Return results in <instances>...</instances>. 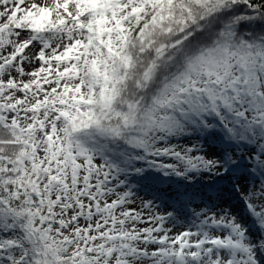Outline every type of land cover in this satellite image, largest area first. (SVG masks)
I'll return each mask as SVG.
<instances>
[{
	"label": "snow or ice",
	"instance_id": "snow-or-ice-1",
	"mask_svg": "<svg viewBox=\"0 0 264 264\" xmlns=\"http://www.w3.org/2000/svg\"><path fill=\"white\" fill-rule=\"evenodd\" d=\"M0 264H264V0H0Z\"/></svg>",
	"mask_w": 264,
	"mask_h": 264
},
{
	"label": "rangeland",
	"instance_id": "rangeland-1",
	"mask_svg": "<svg viewBox=\"0 0 264 264\" xmlns=\"http://www.w3.org/2000/svg\"><path fill=\"white\" fill-rule=\"evenodd\" d=\"M180 143L183 144L184 141H180ZM141 195H143V194H141ZM232 203L235 204V201H233ZM197 204H199V202H197ZM194 206H195V205H194ZM253 231H254V229H253Z\"/></svg>",
	"mask_w": 264,
	"mask_h": 264
},
{
	"label": "bare ground",
	"instance_id": "bare-ground-1",
	"mask_svg": "<svg viewBox=\"0 0 264 264\" xmlns=\"http://www.w3.org/2000/svg\"><path fill=\"white\" fill-rule=\"evenodd\" d=\"M197 202H199V201H197Z\"/></svg>",
	"mask_w": 264,
	"mask_h": 264
}]
</instances>
